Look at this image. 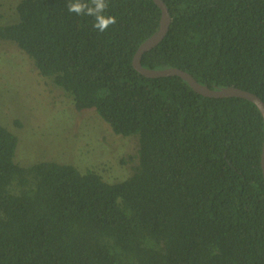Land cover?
Listing matches in <instances>:
<instances>
[{"label": "trees", "instance_id": "1", "mask_svg": "<svg viewBox=\"0 0 264 264\" xmlns=\"http://www.w3.org/2000/svg\"><path fill=\"white\" fill-rule=\"evenodd\" d=\"M68 2L21 0L0 40L14 42L76 110L94 109L115 134L135 136L136 162L111 181L69 161L21 164L20 137L0 122V264H264L257 106L133 67L159 28L153 0H108L117 22L104 33ZM164 2L169 29L143 67H178L264 101V0Z\"/></svg>", "mask_w": 264, "mask_h": 264}, {"label": "rangeland", "instance_id": "2", "mask_svg": "<svg viewBox=\"0 0 264 264\" xmlns=\"http://www.w3.org/2000/svg\"><path fill=\"white\" fill-rule=\"evenodd\" d=\"M20 1L0 0V24L18 20ZM15 119L22 124H14ZM0 122L20 137L15 155L21 164L69 161L83 170L93 168L111 181L128 176L136 162L135 136L115 134L94 109L76 110L8 40H0Z\"/></svg>", "mask_w": 264, "mask_h": 264}, {"label": "water", "instance_id": "3", "mask_svg": "<svg viewBox=\"0 0 264 264\" xmlns=\"http://www.w3.org/2000/svg\"><path fill=\"white\" fill-rule=\"evenodd\" d=\"M153 1L157 4V6L161 10L159 28L155 33H153L149 38H147L144 42H142L138 46L132 58L133 67L138 72H140L141 74L147 77H159V76H168V75L180 76L181 78L185 79L196 92L204 96L215 97V98L236 96V97L246 98L257 106L264 121V101L258 95H256L251 91L232 85L225 86L219 89H213L205 84L200 83L190 73L178 67H168L164 69H149L142 66L141 64L142 55L152 47L156 46L162 40V38L166 35L171 22V16L168 12V8L164 0H153ZM261 168L264 176V140H263L262 153H261Z\"/></svg>", "mask_w": 264, "mask_h": 264}, {"label": "clouds", "instance_id": "4", "mask_svg": "<svg viewBox=\"0 0 264 264\" xmlns=\"http://www.w3.org/2000/svg\"><path fill=\"white\" fill-rule=\"evenodd\" d=\"M108 8V0H69L67 4L68 12L92 17V27L100 33L106 32L117 22L114 15L106 14Z\"/></svg>", "mask_w": 264, "mask_h": 264}]
</instances>
